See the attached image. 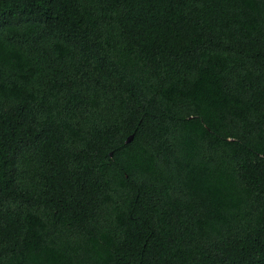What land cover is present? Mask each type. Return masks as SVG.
I'll use <instances>...</instances> for the list:
<instances>
[{"label": "trees", "instance_id": "trees-1", "mask_svg": "<svg viewBox=\"0 0 264 264\" xmlns=\"http://www.w3.org/2000/svg\"><path fill=\"white\" fill-rule=\"evenodd\" d=\"M0 264H264V0H0Z\"/></svg>", "mask_w": 264, "mask_h": 264}, {"label": "water", "instance_id": "water-1", "mask_svg": "<svg viewBox=\"0 0 264 264\" xmlns=\"http://www.w3.org/2000/svg\"><path fill=\"white\" fill-rule=\"evenodd\" d=\"M131 138H132V134H130V135L127 137L126 141H129Z\"/></svg>", "mask_w": 264, "mask_h": 264}]
</instances>
